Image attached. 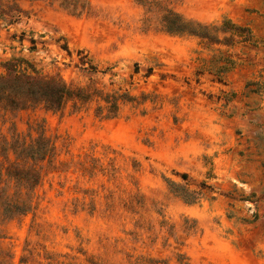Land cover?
<instances>
[{
    "label": "rangeland",
    "instance_id": "rangeland-1",
    "mask_svg": "<svg viewBox=\"0 0 264 264\" xmlns=\"http://www.w3.org/2000/svg\"><path fill=\"white\" fill-rule=\"evenodd\" d=\"M168 11L231 19L259 44L169 33ZM263 40L264 0H0V74L21 58V69L102 92L59 111L0 101L9 200L13 140L43 133L54 147L35 162L31 209L0 219V262L264 264ZM104 94L117 97L115 117L97 110Z\"/></svg>",
    "mask_w": 264,
    "mask_h": 264
},
{
    "label": "trees",
    "instance_id": "trees-1",
    "mask_svg": "<svg viewBox=\"0 0 264 264\" xmlns=\"http://www.w3.org/2000/svg\"><path fill=\"white\" fill-rule=\"evenodd\" d=\"M20 12L22 11L19 10ZM163 26L169 33H186L197 36L207 45L229 46L236 42L259 44L250 27L237 24L228 18L223 19L220 24H207L186 18L176 11H168L163 16ZM261 42L264 44V40ZM20 60L22 59L13 58L6 61L4 63L6 72L0 74V101L4 102L11 110L24 109L32 104L41 103L49 110L59 111L69 99L88 101L94 93L102 94L101 91L94 88L72 87L59 76L46 77L40 75L35 69L31 72L21 69L17 64ZM222 69L225 71L228 67L222 66ZM255 84L258 82L249 81V86ZM251 91L259 90L253 88ZM103 96L108 105L107 107L99 106L97 110L101 111L106 108L105 116L115 117L119 111L116 95L104 94ZM124 96L126 97V95H121V97ZM111 97L112 101H110ZM12 143L17 161L11 162L7 170L16 186L19 187V191L17 197L11 201L9 200L10 194L3 193L0 183V219H11L15 215L24 214L31 209L32 203L27 195L40 179L39 167H36L35 162L49 160L54 151L50 139L43 133H39L30 144L21 143L19 140H13ZM167 182L171 189L186 202H192L196 198V192L189 190L186 186L169 179ZM88 261L89 264H103L93 258ZM0 264L4 263L0 262Z\"/></svg>",
    "mask_w": 264,
    "mask_h": 264
}]
</instances>
